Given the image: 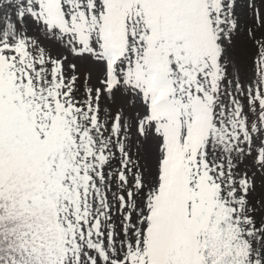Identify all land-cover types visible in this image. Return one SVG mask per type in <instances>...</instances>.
<instances>
[{"label":"snow or ice","instance_id":"obj_1","mask_svg":"<svg viewBox=\"0 0 264 264\" xmlns=\"http://www.w3.org/2000/svg\"><path fill=\"white\" fill-rule=\"evenodd\" d=\"M0 264H264V0H0Z\"/></svg>","mask_w":264,"mask_h":264}]
</instances>
